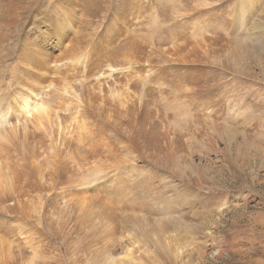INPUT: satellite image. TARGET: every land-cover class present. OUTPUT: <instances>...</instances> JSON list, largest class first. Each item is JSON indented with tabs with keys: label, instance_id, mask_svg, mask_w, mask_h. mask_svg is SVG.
<instances>
[{
	"label": "rangeland",
	"instance_id": "rangeland-1",
	"mask_svg": "<svg viewBox=\"0 0 264 264\" xmlns=\"http://www.w3.org/2000/svg\"><path fill=\"white\" fill-rule=\"evenodd\" d=\"M139 1V14L128 18L135 36L151 45L119 73L133 83L122 80L132 100L155 113L138 118V128L151 124L155 130L141 138L155 140L171 130L183 146L173 166L159 167L156 159L151 166L134 150L129 164L90 175L83 184L100 179L101 193L120 215L119 206L133 205L110 193L125 183L134 189L123 191L122 199L150 197L158 210L144 212L141 228L134 222L119 227L108 250L75 254L82 245L77 237L64 242L46 219L29 221L26 231L38 240L21 251L23 264H264V0ZM35 20L26 29L39 37ZM164 41L162 49L177 65L194 67L198 58L204 75L192 72L183 84L163 85L167 63L152 49ZM147 182L151 187L144 190ZM10 245L20 251L15 240Z\"/></svg>",
	"mask_w": 264,
	"mask_h": 264
},
{
	"label": "bare ground",
	"instance_id": "bare-ground-1",
	"mask_svg": "<svg viewBox=\"0 0 264 264\" xmlns=\"http://www.w3.org/2000/svg\"><path fill=\"white\" fill-rule=\"evenodd\" d=\"M141 6L139 0H0V264H23L21 251L33 249L38 238L26 225L37 218L46 219L64 242L77 237L82 245L75 254L92 247L104 251L117 242L119 227L134 222L141 228L144 212L158 210L150 197L136 200L133 193L122 199L123 191L134 189L125 183L110 193L133 205L119 206L120 215L107 192L101 193L100 179L83 184L90 175L129 164L134 150L151 166L155 159L159 167L172 165L183 146L171 130L155 140L141 138L155 130L151 124L149 130L138 128V118L155 113L132 100L130 83L119 73L151 45L135 36L128 18ZM31 20L39 37L26 29ZM164 45L152 49L157 61L167 63L163 85L183 84L192 72L207 71L198 58L194 67L177 65Z\"/></svg>",
	"mask_w": 264,
	"mask_h": 264
}]
</instances>
